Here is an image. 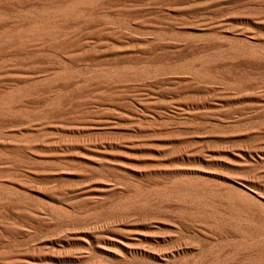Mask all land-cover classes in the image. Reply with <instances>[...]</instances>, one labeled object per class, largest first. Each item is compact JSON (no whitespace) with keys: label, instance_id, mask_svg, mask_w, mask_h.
I'll use <instances>...</instances> for the list:
<instances>
[{"label":"rangeland","instance_id":"374dc122","mask_svg":"<svg viewBox=\"0 0 264 264\" xmlns=\"http://www.w3.org/2000/svg\"><path fill=\"white\" fill-rule=\"evenodd\" d=\"M66 1L0 0V264H264V0Z\"/></svg>","mask_w":264,"mask_h":264},{"label":"bare ground","instance_id":"6f19581e","mask_svg":"<svg viewBox=\"0 0 264 264\" xmlns=\"http://www.w3.org/2000/svg\"><path fill=\"white\" fill-rule=\"evenodd\" d=\"M61 2H63V4H65L67 1L66 0H61ZM92 0H76L74 2V4H70V5H61L60 7L55 8V10L53 11L54 13H56L57 17H65L67 15L70 14V12H74L76 9H78L79 7H83L88 3H91ZM64 6V7H63ZM84 8V7H83ZM48 9V8H47ZM84 11V10H83ZM77 12V11H76ZM80 14V13H79ZM49 15V14H48ZM50 17V16H49ZM22 26V25H21ZM54 29V28H53ZM57 30V29H56ZM49 32V28L47 25L44 24H40V23H35L33 25H30L29 27L25 28L22 27L20 30L16 31L14 33L15 36H20L21 34L26 35V41L30 40L32 38V36H35L37 33H47ZM51 34V33H50ZM7 36V35H6ZM54 36V35H53ZM59 36V35H58ZM3 37V36H2ZM14 37V36H13ZM23 39V40H24ZM64 41V40H63ZM59 43V42H58ZM62 43V42H60ZM59 45V44H58ZM78 47V46H77ZM83 47V46H82ZM66 49V48H65ZM54 50V49H53ZM57 50V49H56ZM63 50V48H62ZM61 50V51H62ZM88 50V49H87ZM73 51V50H72ZM60 52V50H59ZM68 52V51H67ZM95 52V51H94ZM63 53V51H62ZM89 53V52H88ZM87 53V54H88ZM86 54V55H87ZM64 55V53H63ZM78 55V53H77ZM82 55V54H81ZM18 144V143H17ZM12 149L15 150L16 153H25V152H30V151H36V146H32V145H28V146H14ZM178 185V184H177ZM187 187H189L187 185ZM2 193V192H1ZM178 196L184 198V199H189V194L187 193H179L177 194ZM1 199V198H0ZM2 200V199H1ZM10 206V205H9ZM25 207V206H24ZM27 209V208H26ZM28 211V210H27ZM21 213V212H20ZM29 214V213H28Z\"/></svg>","mask_w":264,"mask_h":264}]
</instances>
